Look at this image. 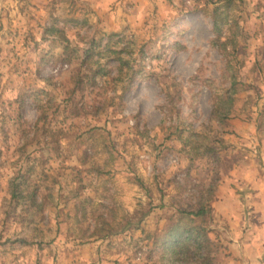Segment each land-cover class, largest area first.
Listing matches in <instances>:
<instances>
[{
    "label": "rangeland",
    "instance_id": "1",
    "mask_svg": "<svg viewBox=\"0 0 264 264\" xmlns=\"http://www.w3.org/2000/svg\"><path fill=\"white\" fill-rule=\"evenodd\" d=\"M243 164L264 176V0H0V264H223ZM175 225L205 232L175 255Z\"/></svg>",
    "mask_w": 264,
    "mask_h": 264
},
{
    "label": "crops",
    "instance_id": "2",
    "mask_svg": "<svg viewBox=\"0 0 264 264\" xmlns=\"http://www.w3.org/2000/svg\"><path fill=\"white\" fill-rule=\"evenodd\" d=\"M225 179L213 203L215 214L225 224L223 239L229 248L223 264H264V208L258 206V201L264 200V192L247 194L229 186L234 182L257 189L264 176H258L256 165L243 164Z\"/></svg>",
    "mask_w": 264,
    "mask_h": 264
},
{
    "label": "trees",
    "instance_id": "3",
    "mask_svg": "<svg viewBox=\"0 0 264 264\" xmlns=\"http://www.w3.org/2000/svg\"><path fill=\"white\" fill-rule=\"evenodd\" d=\"M87 57H90V52H87ZM230 105L231 102L229 103L226 112L220 115V118L223 119L229 116ZM218 112H220V110ZM13 193L17 194L16 189H14ZM207 212L208 207H206V205H201L197 210L182 211L181 218L193 221L194 217H203L207 214ZM174 227L175 229H173L170 233V237L172 238V241L175 242L176 245H178L176 248H173L171 250V253L175 255L180 254L181 252H186V250L184 251V249H186L188 243L192 242V238H194L195 241H198L205 232V230L201 226L197 225H191L190 227H180V225H175ZM201 247L202 245H199V248ZM170 248L171 247H168L167 249Z\"/></svg>",
    "mask_w": 264,
    "mask_h": 264
}]
</instances>
